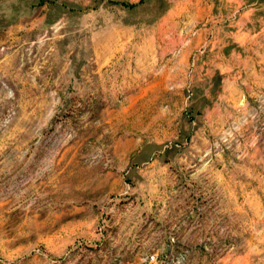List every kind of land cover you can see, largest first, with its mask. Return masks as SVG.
Returning a JSON list of instances; mask_svg holds the SVG:
<instances>
[{
  "label": "rangeland",
  "instance_id": "374dc122",
  "mask_svg": "<svg viewBox=\"0 0 264 264\" xmlns=\"http://www.w3.org/2000/svg\"><path fill=\"white\" fill-rule=\"evenodd\" d=\"M0 0V264H264V0Z\"/></svg>",
  "mask_w": 264,
  "mask_h": 264
},
{
  "label": "crops",
  "instance_id": "0c3cea01",
  "mask_svg": "<svg viewBox=\"0 0 264 264\" xmlns=\"http://www.w3.org/2000/svg\"><path fill=\"white\" fill-rule=\"evenodd\" d=\"M190 12L201 9V7H208L204 4V0H181ZM200 11V10H199Z\"/></svg>",
  "mask_w": 264,
  "mask_h": 264
}]
</instances>
